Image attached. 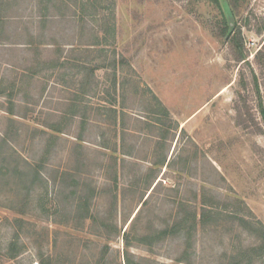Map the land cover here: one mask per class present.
I'll return each instance as SVG.
<instances>
[{
  "label": "rangeland",
  "instance_id": "374dc122",
  "mask_svg": "<svg viewBox=\"0 0 264 264\" xmlns=\"http://www.w3.org/2000/svg\"><path fill=\"white\" fill-rule=\"evenodd\" d=\"M11 2L0 264H125L124 233L142 264L259 242L236 218L264 225V0Z\"/></svg>",
  "mask_w": 264,
  "mask_h": 264
},
{
  "label": "trees",
  "instance_id": "16d2710c",
  "mask_svg": "<svg viewBox=\"0 0 264 264\" xmlns=\"http://www.w3.org/2000/svg\"><path fill=\"white\" fill-rule=\"evenodd\" d=\"M12 0H0V32L4 33L6 29V26L10 23V21L14 18V15L10 13V9L12 7ZM50 2L53 0H49ZM48 7L45 8V11L47 12ZM2 40H9V38H5ZM261 51L259 50L257 54H260ZM243 59V57L241 58ZM263 112L264 117V110L261 109ZM216 212H214V209L212 207H203L199 219H197L196 213L192 214H183L176 217L175 221L172 223L171 226L165 227L159 231V236L166 237L170 234H182L187 235L191 232V230L196 226L198 222L205 224L206 219L209 216H214ZM222 214V213H221ZM238 220V223L246 229L248 232H250L252 235H255L259 242L250 247L241 248L237 256H235L231 261L223 264H255L257 260H260L261 257L264 255V225L259 220L252 221L250 219H247L243 216H239L236 218ZM124 239V246L125 249L123 251V257H124V263L125 264H142L140 260H135V256L129 251V248L132 246L131 241L129 239L128 234L124 233L123 235ZM140 243H145L147 240V237H139L137 239ZM147 246H150L149 243ZM177 262H181L180 259H177Z\"/></svg>",
  "mask_w": 264,
  "mask_h": 264
}]
</instances>
